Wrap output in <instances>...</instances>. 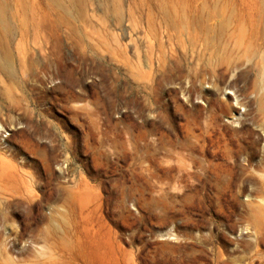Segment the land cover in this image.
<instances>
[{
  "label": "rangeland",
  "instance_id": "374dc122",
  "mask_svg": "<svg viewBox=\"0 0 264 264\" xmlns=\"http://www.w3.org/2000/svg\"><path fill=\"white\" fill-rule=\"evenodd\" d=\"M260 173L264 0H0V264H264Z\"/></svg>",
  "mask_w": 264,
  "mask_h": 264
},
{
  "label": "bare ground",
  "instance_id": "6f19581e",
  "mask_svg": "<svg viewBox=\"0 0 264 264\" xmlns=\"http://www.w3.org/2000/svg\"><path fill=\"white\" fill-rule=\"evenodd\" d=\"M147 36V35H146ZM158 66H160L161 58H157ZM155 68L154 63L147 64V68H150L152 70ZM150 70L146 69L145 75L148 76L150 74ZM235 131V130H234ZM180 152L179 154V165L174 168L164 167L163 169H167L170 171H176L178 173L179 179L183 182L186 181L189 184H192L194 180H197L198 183H201L202 180L210 178L209 170L201 166V162L205 160L204 154H195L192 152L191 148L189 147L187 141H183L179 145ZM255 155H251L247 158L245 165H238L237 164V156L234 155L231 152H225L223 154V158L228 161L230 167L236 169V171L239 172V174H244L248 170L252 169V159ZM195 164H198L199 166L195 169ZM261 178L264 179V173H260ZM237 180V178H236ZM244 182V180H242ZM232 197L235 195L232 193L230 194ZM244 196H248L246 194H243ZM259 201V204H261V207H264V196L257 198ZM164 246V244H163Z\"/></svg>",
  "mask_w": 264,
  "mask_h": 264
},
{
  "label": "clouds",
  "instance_id": "9594fccd",
  "mask_svg": "<svg viewBox=\"0 0 264 264\" xmlns=\"http://www.w3.org/2000/svg\"><path fill=\"white\" fill-rule=\"evenodd\" d=\"M35 247V255L31 264H55L57 257L50 247Z\"/></svg>",
  "mask_w": 264,
  "mask_h": 264
}]
</instances>
